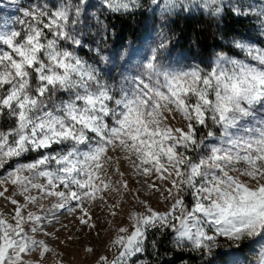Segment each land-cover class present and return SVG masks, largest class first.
I'll return each mask as SVG.
<instances>
[{"label": "snow or ice", "instance_id": "obj_1", "mask_svg": "<svg viewBox=\"0 0 264 264\" xmlns=\"http://www.w3.org/2000/svg\"><path fill=\"white\" fill-rule=\"evenodd\" d=\"M195 13L218 51L176 55ZM170 252L264 264V0H0V264Z\"/></svg>", "mask_w": 264, "mask_h": 264}, {"label": "trees", "instance_id": "obj_2", "mask_svg": "<svg viewBox=\"0 0 264 264\" xmlns=\"http://www.w3.org/2000/svg\"><path fill=\"white\" fill-rule=\"evenodd\" d=\"M206 19V17L201 18L199 13H195L191 18L178 20L177 24L173 26L176 33V38L179 40L180 44V46L177 48L179 52L186 53L188 55V53L191 51H197L191 46V42L197 38V35H199L201 45L204 48H207L210 54L214 50L218 51V49H215L214 46L219 41L212 38V32L215 31V28L213 27L210 29L205 23ZM141 22L142 18L128 20L124 17L119 19L115 16L111 17V23L115 25L117 34L125 42L132 38L134 32L141 31ZM230 23L233 24V27L236 31H239L244 35H248L249 33L254 35L255 30L250 28L247 23H245L243 26L235 24L234 21H230ZM195 61L199 62V59L197 58ZM161 240L163 244L161 251H163L169 247V244L166 242V238H161ZM149 252H151L150 248ZM148 258L151 259L152 257L149 256ZM163 259L164 264H168L169 261H171L172 264H201L199 257L190 255L188 253L175 254L170 252L169 255Z\"/></svg>", "mask_w": 264, "mask_h": 264}, {"label": "rangeland", "instance_id": "obj_3", "mask_svg": "<svg viewBox=\"0 0 264 264\" xmlns=\"http://www.w3.org/2000/svg\"><path fill=\"white\" fill-rule=\"evenodd\" d=\"M3 3L6 4L7 0H3ZM2 12H3V14H8V15H12V16L18 15V13L15 12L14 9H10V8H5L2 10ZM255 35H257L256 31L254 32V36ZM181 54L187 55L186 53H182V52H179L178 50H176V55H181ZM188 62L189 63H195L196 61L189 58ZM65 222H67V221H65ZM73 230L75 231V229H73ZM79 236H80V239L74 245V251L78 252V255H76V257H75L76 260L81 259L83 256V253L81 250L82 245L92 244L94 246L102 248V241H98L94 236L89 235L87 230L80 233ZM69 259H72V256H70Z\"/></svg>", "mask_w": 264, "mask_h": 264}]
</instances>
